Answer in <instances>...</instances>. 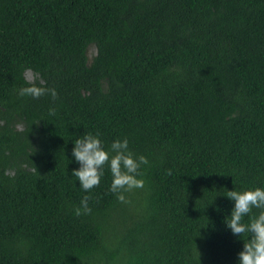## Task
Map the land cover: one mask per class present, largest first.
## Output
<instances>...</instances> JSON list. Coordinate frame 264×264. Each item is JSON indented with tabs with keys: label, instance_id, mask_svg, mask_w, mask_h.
Masks as SVG:
<instances>
[{
	"label": "trees",
	"instance_id": "trees-1",
	"mask_svg": "<svg viewBox=\"0 0 264 264\" xmlns=\"http://www.w3.org/2000/svg\"><path fill=\"white\" fill-rule=\"evenodd\" d=\"M87 132L126 136L144 187H79ZM254 186L264 0H0V264H236L224 195Z\"/></svg>",
	"mask_w": 264,
	"mask_h": 264
},
{
	"label": "clouds",
	"instance_id": "clouds-1",
	"mask_svg": "<svg viewBox=\"0 0 264 264\" xmlns=\"http://www.w3.org/2000/svg\"><path fill=\"white\" fill-rule=\"evenodd\" d=\"M41 88H26L22 93L33 96L41 95ZM55 96V90H51ZM71 156L78 167L72 169V176L79 181V187L85 192L98 186L105 175V166L111 173L109 191L124 201V193L132 189L143 188L145 179L140 171L142 165L149 164L143 154H134L129 148V140L113 139L105 147L99 132H87L73 140ZM232 202L229 214L223 223L231 235L242 241V247L237 252L236 264H264V186H254L243 190L235 187L227 189L224 195ZM90 212L88 197L75 208V214ZM258 210V211H254Z\"/></svg>",
	"mask_w": 264,
	"mask_h": 264
}]
</instances>
